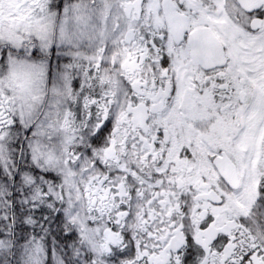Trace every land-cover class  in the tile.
Segmentation results:
<instances>
[{"label":"snow or ice","instance_id":"6c2138e0","mask_svg":"<svg viewBox=\"0 0 264 264\" xmlns=\"http://www.w3.org/2000/svg\"><path fill=\"white\" fill-rule=\"evenodd\" d=\"M0 264H264V0H0Z\"/></svg>","mask_w":264,"mask_h":264}]
</instances>
